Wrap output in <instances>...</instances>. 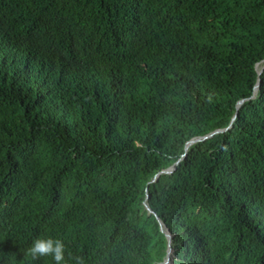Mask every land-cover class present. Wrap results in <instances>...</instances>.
I'll list each match as a JSON object with an SVG mask.
<instances>
[{
    "label": "trees",
    "instance_id": "trees-1",
    "mask_svg": "<svg viewBox=\"0 0 264 264\" xmlns=\"http://www.w3.org/2000/svg\"><path fill=\"white\" fill-rule=\"evenodd\" d=\"M48 237L264 264V0H0V264Z\"/></svg>",
    "mask_w": 264,
    "mask_h": 264
},
{
    "label": "clouds",
    "instance_id": "clouds-1",
    "mask_svg": "<svg viewBox=\"0 0 264 264\" xmlns=\"http://www.w3.org/2000/svg\"><path fill=\"white\" fill-rule=\"evenodd\" d=\"M28 255L33 259L38 257H50L54 264H64L65 245L63 241L51 237L36 238L28 249Z\"/></svg>",
    "mask_w": 264,
    "mask_h": 264
},
{
    "label": "water",
    "instance_id": "water-1",
    "mask_svg": "<svg viewBox=\"0 0 264 264\" xmlns=\"http://www.w3.org/2000/svg\"><path fill=\"white\" fill-rule=\"evenodd\" d=\"M259 65H260V64L257 65V69H258V70L260 69V66H259ZM257 88H258V85H257ZM217 132H219V130L214 131V132H212L211 134H207V135L202 136V137H196V138L192 139V140L188 143V145H189V144H193V143H195V142H197V141H199V140L206 139V138H208V137H210V136H213V135H214L215 133H217ZM157 178H158V176L156 177V179H157ZM167 236H168V235H167ZM168 237H170V235H169ZM171 254H172V248H171V245H169L168 253H167V255H166V259H165V262H164V263H166V261H170Z\"/></svg>",
    "mask_w": 264,
    "mask_h": 264
},
{
    "label": "rangeland",
    "instance_id": "rangeland-1",
    "mask_svg": "<svg viewBox=\"0 0 264 264\" xmlns=\"http://www.w3.org/2000/svg\"><path fill=\"white\" fill-rule=\"evenodd\" d=\"M261 67V66H260ZM173 254H171V257H170V261H166V263H164L165 262V260L162 262V264H173V256H172Z\"/></svg>",
    "mask_w": 264,
    "mask_h": 264
},
{
    "label": "bare ground",
    "instance_id": "bare-ground-1",
    "mask_svg": "<svg viewBox=\"0 0 264 264\" xmlns=\"http://www.w3.org/2000/svg\"><path fill=\"white\" fill-rule=\"evenodd\" d=\"M44 213V212H43ZM124 213V212H123ZM147 222V221H146ZM150 223V222H149ZM152 225V224H151ZM154 227V226H153ZM233 253V252H232ZM233 259V258H232Z\"/></svg>",
    "mask_w": 264,
    "mask_h": 264
}]
</instances>
